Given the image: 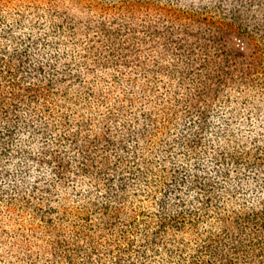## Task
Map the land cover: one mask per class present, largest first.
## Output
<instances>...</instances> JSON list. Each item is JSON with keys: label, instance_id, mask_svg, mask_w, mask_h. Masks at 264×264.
I'll use <instances>...</instances> for the list:
<instances>
[{"label": "trees", "instance_id": "1", "mask_svg": "<svg viewBox=\"0 0 264 264\" xmlns=\"http://www.w3.org/2000/svg\"><path fill=\"white\" fill-rule=\"evenodd\" d=\"M263 47L264 0H0V264H264Z\"/></svg>", "mask_w": 264, "mask_h": 264}, {"label": "rangeland", "instance_id": "2", "mask_svg": "<svg viewBox=\"0 0 264 264\" xmlns=\"http://www.w3.org/2000/svg\"><path fill=\"white\" fill-rule=\"evenodd\" d=\"M233 16L234 17H230V20L232 21L230 22L234 26L240 27L245 22L251 25L255 24L254 17L250 12L249 13L245 12L243 15L242 13H237L236 15ZM249 17L251 19H248ZM233 42L235 44L234 46L239 48H242L244 45V40L240 36H238L237 38L235 37ZM263 54H264V47H263ZM260 77L262 83L256 85L255 87H252L253 89H251L249 92L247 91L246 93H239V96H241V100H242L241 104L243 105V108L245 107L244 109L242 108L243 113L245 117L249 120V122L256 121L257 123H261V121L264 119V75ZM244 99L245 100L247 99V103H243ZM253 99H256L259 102V104H255V105L261 110L256 111V109L251 106L253 104L252 102Z\"/></svg>", "mask_w": 264, "mask_h": 264}]
</instances>
